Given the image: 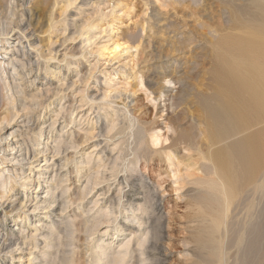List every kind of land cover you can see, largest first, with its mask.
<instances>
[{
  "label": "bare ground",
  "instance_id": "bare-ground-1",
  "mask_svg": "<svg viewBox=\"0 0 264 264\" xmlns=\"http://www.w3.org/2000/svg\"><path fill=\"white\" fill-rule=\"evenodd\" d=\"M21 1H23L21 7H24V3H26L25 1L27 0ZM193 1L195 6L197 5L201 8H199L200 10L206 12L202 0ZM203 1L206 2L207 0ZM224 1V7L220 5L222 7L221 11L218 10L220 8L215 9L220 11L222 19L221 26L217 27L215 30L211 29L209 31V35L211 36L205 37L206 42L201 38L203 42L211 47L210 53L209 51L206 52L207 56L200 54L201 57L203 56L204 61L212 65L208 73L209 76L207 74L203 76L206 77L207 75L209 77H207L209 80L205 78L209 83L207 82L208 85L205 84L204 86L207 85L206 87L210 92H208V90L207 93H205V90V92L199 89L194 90L195 86L193 88L195 92H193L191 88L195 95L193 97L198 101V109L202 114L200 116L201 119L194 117L196 115H184L183 118L180 117L185 110L182 109V112L179 110L180 101L182 102L184 100L183 95L186 94L184 93V87H191V80L194 77L190 75H193V72H188L191 70L183 72L185 75L188 74V76H191L189 77L191 80L188 82V76L184 78V74L182 73L183 69L180 66H175L176 68H169L166 66V71H164L166 73L164 77L161 76L163 80L168 78L174 80L180 90L178 91L176 86V90H172L173 88L167 89L162 86L161 96L157 97V100L164 97L162 104L158 101L156 107L159 108L162 106V110H166L167 119L165 118V126L172 136L169 137V134L164 132L162 134L163 128L156 125L158 122H156L155 118L160 117L161 113L154 119L149 115L150 120H147L148 113L146 118L144 117L145 119L140 117L139 119L136 118V116L134 117V114H131L126 104L124 108L117 110V114L124 112V116L129 120L131 126L135 125L136 122L141 125V127L139 126L141 129V140L137 148L138 150L140 149L141 151L145 146L151 151L155 150L154 147H160L159 150H156L160 152L165 151L166 155H164L168 157H165L166 159H177L179 160L178 165H183L184 161L188 162L186 167H195L194 169L196 171L205 174V176L201 174L205 178H197V180L195 179L194 181L196 182L195 186H197V183H200L208 187V192H198L199 194L202 193L200 197L201 203L199 204L204 205L202 207V209H204L202 210L200 206L199 209L201 210L199 211H201V214L204 211L211 217L213 229L224 228V231L229 233V229L233 227L236 211L245 209L247 213H251V211L259 205L257 201L261 200L259 197L264 193V0H251L249 2L254 9L253 11L260 15V17L258 16L259 18H255V15H249L251 12H249L250 10L248 11L244 5L247 11L243 10L244 8L241 6L243 3L239 5L234 3L236 2L235 0L233 3L228 0ZM237 1H244V4L248 6V3L245 2L249 0ZM14 2L18 3L19 0H14ZM47 4L48 10L52 11L50 3ZM190 4L193 5V3ZM249 7L251 6L249 5ZM214 8L216 7L214 6ZM199 9H197L198 12ZM197 10L195 8V11ZM18 12L20 13V11ZM160 13L164 16L163 12ZM198 14L199 13H197V15ZM8 15L15 16L14 9L12 10L11 8L8 11ZM25 15L28 18L27 21L23 19L21 23L18 22L20 24L19 27H16L20 33L11 34L12 25L14 24V20L12 19L9 22L0 24V261H2V259L5 261L6 259H10L11 262L9 264H164L169 256V248L165 241L166 238H169V235L167 236V231L170 227H168L166 220H168L169 223L171 220L170 213L172 212L169 211V213H167L168 218H166L167 216L162 212V200H164L163 197L165 198V196L164 194L160 196L161 192L159 189L162 187L161 184L163 179H161V184L154 183L156 184L154 186L152 181L147 180L144 175L139 174L138 171H141L139 170V162L142 158L140 153L142 154V152L138 153V151L136 154L133 153L134 160H130L125 159L124 152L122 153V150H120V154L116 157L105 154L104 157L98 158L93 165H91L93 155H87L89 157H87L86 160H76V152H74L72 156H68V159L59 160L57 162L56 160L53 161L50 156L54 158V156H52L54 153L64 154V152H73L70 151V149L76 150L82 145L81 143L88 139L89 135L86 132V134L80 135V132L76 136L74 133L69 132L70 134H67L66 137V133H62L63 129H60L57 133L60 132L62 135H60L59 139L57 138L58 140L56 141L53 138V134L55 132V124L59 120L52 121V124L48 125L47 128L45 127L46 124L40 122L39 119L30 120L27 118L22 122L23 124L17 125L18 118H21V115L26 113L28 108H30L26 102V98L29 97L27 89H34L36 86L38 73L42 67V58L47 56L53 60L56 59L57 56H54L58 53V51H56L54 56H52L51 52H49V55H45L43 47L35 46V43L30 39L34 37V40H36L38 38L33 32L28 33L26 31L27 28L29 29L33 25L32 21L34 14L30 11L29 13H25ZM156 15L158 18L159 13ZM203 15H207L206 18L212 20V16L207 13ZM154 20L157 22L159 19L157 20L155 18ZM168 20L169 19H167V22ZM163 22L162 24L165 23ZM232 24H235L236 28L242 30V34H231L229 30ZM155 25L157 26L156 23ZM159 26L160 25H158V27ZM219 30L222 31L223 34L217 36ZM209 37L211 38L209 39ZM178 38L176 40H178ZM212 38H214V41H212ZM24 39H26V42H24ZM67 39L68 37H65V42ZM182 41L183 42L179 41L181 43V48L178 47V49H175L176 54L172 53L166 55V51H168L170 46L166 48L167 50L163 48L166 50L165 61H170V59L175 61L178 60L179 55L182 54L181 51L183 49L186 50L185 48H191V44H194V39H192V37L190 40L188 39L187 42H184V40ZM172 42H174V40ZM24 43H26V45H24ZM170 43L171 42H169L168 45ZM163 45L165 44H162V46ZM194 45L196 46V44ZM151 46H153V44ZM166 46L167 45H165V47ZM28 48L31 50L34 49L37 53H32ZM206 48L204 51L207 50ZM158 51L159 50H157V52ZM34 55L37 56L36 59L33 58ZM67 56L68 54H65L64 57ZM190 57H188V59ZM193 57L194 56L191 57L192 62L189 64L195 67L196 64H191L194 61ZM194 58L197 59L196 57ZM148 59H150V57H147V61ZM142 61L144 60L142 59ZM199 61L197 64L200 63ZM204 61H202V63ZM194 62L196 63V60ZM200 64L198 65L199 69L202 68V66L201 68L199 67ZM204 67L206 66H203V68ZM58 68L59 67L56 68L57 71H59ZM189 68L190 67L187 69ZM142 71L143 70H141V72ZM200 71L203 72L202 70ZM143 72L141 73L142 75ZM196 74L194 75L196 76ZM199 74H197V76ZM202 74L203 73H201V75ZM157 76L160 80V76ZM146 77H148V75ZM158 77L152 78L154 80ZM46 79H48V87L55 83L52 78L48 77ZM162 79L161 81L163 82ZM161 81H159V83ZM192 81L194 82L195 79ZM195 82L197 83L198 80ZM42 84L44 85V83ZM24 86H27V91H24L22 88ZM46 91L50 92L51 90L47 88ZM190 98H192V95ZM155 99L153 101H155ZM185 100L189 102V99H186V97ZM158 105L160 106L158 107ZM160 109L161 107L158 111H160ZM152 113L154 114V112ZM3 114L4 116L1 118ZM23 116L24 115H22V117ZM178 116L180 118H178ZM106 118H108V115ZM114 119L117 120L116 116ZM114 119L109 122V132L114 130L116 126V121ZM117 122H120V120L118 119ZM15 126L19 128V130L14 128ZM46 131H48L46 138L44 140L41 138V141H46L45 144L31 137V134L35 132L42 137ZM50 141H56V146H51L53 143L51 144ZM168 142L169 144H167ZM216 146L218 147L215 148ZM189 150L200 153L201 156L198 154L200 158L203 157L207 161H211L210 163L212 164H208L209 166H197L198 163L196 161L193 162L194 159L190 161V155L188 156L185 153V151ZM133 151L135 152V150ZM160 158L163 159V155ZM55 165L58 168L55 167ZM51 167H55L57 171H54L52 176H47ZM150 167H154V165ZM65 170L67 171L64 172ZM211 175H216V179L211 178ZM18 186L26 192L24 195L20 192L21 190H16ZM113 187L114 189H112ZM205 190L207 189L205 188ZM41 191H43V193L45 192L46 195H44V197L39 196ZM162 191H164V189ZM96 193H98V195ZM94 196L98 198L91 201ZM195 198L197 197L195 196ZM200 201L198 200V202ZM91 203L94 205L93 208L88 207ZM100 203L101 208H106L104 209L106 211L102 214L99 213V211L92 215V210ZM258 208L261 209L260 207ZM263 208L264 207H262V209ZM261 211L263 214V210ZM40 212L46 215L49 222L45 224L40 223L44 222V219H42V217L40 218ZM206 217L207 216L204 218ZM257 218L259 220L257 219L255 222L258 221L260 224H255L253 221L251 225L257 230L254 229L256 238L260 241V237L264 234H262L264 224L262 225L260 219L263 221L264 216H257ZM35 219H39L37 225L34 224V222L32 223ZM8 221L14 223V225H20V233H25L30 230L29 228L31 227L35 234L28 232V236H26V234L24 236H18V233L15 235L16 229L14 230L12 227L7 228L6 223ZM153 223L158 224V234L156 235L153 232L155 227ZM39 224L49 228L51 232L44 233L40 231L41 226L39 227ZM111 227H114L117 233L112 234L108 232V229ZM102 231L103 236L112 235V240L118 233L124 235L126 231L130 232L131 238L124 243L122 242L120 250L117 252L113 251V243H106L103 241L97 246L100 252H95L94 255L96 257L93 258L92 250L94 245L92 244L94 242V236ZM230 233H232L231 230ZM153 234L155 236H152ZM232 235L227 234L229 237ZM39 237H42L44 240V247H42V249H40V244L42 245V242L38 240ZM205 238H207V236ZM255 245L257 247V244ZM257 248L253 247V251L251 250L254 255H258L260 252L259 250L257 251ZM225 253L222 247H220L218 254L215 253L218 264L225 263ZM244 260L247 261L246 259ZM3 264L7 263L3 262ZM248 264H250V261H248Z\"/></svg>",
  "mask_w": 264,
  "mask_h": 264
},
{
  "label": "rangeland",
  "instance_id": "rangeland-1",
  "mask_svg": "<svg viewBox=\"0 0 264 264\" xmlns=\"http://www.w3.org/2000/svg\"><path fill=\"white\" fill-rule=\"evenodd\" d=\"M223 1L224 0H207L206 2H204L202 0L205 6V10H206V12H204L200 10L201 9L200 7H198L197 5L195 6V3L193 0L191 1L190 0H155V1L154 0H50V1L49 0H27L25 1L26 3H24V7H21L23 3V1L21 0H19L18 3H15L14 0H0V19L5 18V19L0 20L1 21L0 24L9 22L11 19L15 21V22L13 21L14 24L12 25L11 34L20 33L18 28L16 27H19L20 25L19 23H21L23 19L27 21L28 18L25 15V13L27 12L29 13L30 11H32V13L34 14L33 21H32L33 25L31 26V28L29 29L27 28L26 31L28 33L33 32V34L38 39L34 40V37H33V39H30V40L33 43H35V46L43 47L45 55H49V52H51L52 56H54L56 51H58V53L54 56V57L57 56L56 59L52 60L50 59V57H47V56H46L47 58L46 57L42 58L41 60L42 67L40 68L39 73H38V80L35 84L36 86L34 89H27L28 90L27 93L29 97L26 98L27 100L26 102H27L28 107L30 108H28L26 113L22 114L24 115L23 117L21 115V118H18L17 125L23 124L22 122H24L25 119L29 118L30 120L39 119L40 122L46 124L45 127L47 128L48 125L52 124V121L59 120L57 121L54 127L55 132L53 134V138L56 141L59 139L62 133H66V137H67V134H70V133H74L77 136V134H79L80 132H81L80 135H83L86 133L89 135L88 139L85 142L81 143L82 145H80L76 150L70 149V151H73V152H68L69 155L68 153L64 152V154L54 153V155H52L54 156V158L50 156V158H52L53 161L56 160L57 162L59 160L68 159L69 158L68 156H72L74 152H76V155H75L76 160H86L87 157L93 155L91 165H93L98 160V158L104 157L105 154L116 157L118 154H120V150H122V153L124 152L123 154L125 156V159H130V160H134L133 155L136 154L138 151H139L138 153L142 152V154L140 153V155H142V158L139 162V170L141 171H138V172L139 174L144 175L145 178H147V180L152 181L154 186L157 183L161 184L160 183L162 182L161 179H163V182L165 180V182L164 183L162 182L161 184L163 188L161 187L159 189L161 192V193L159 192L161 194L160 196H162L163 194L165 196V198L163 197L164 200H162L163 202L162 212L166 216L168 215L167 213H169V211L172 212L170 213L171 220L169 221V223H168V220H166L168 227H170L168 231L166 230L167 236L169 235V238H166V241H165L169 248L168 249L169 256L164 264H218L216 254L219 253L220 247L224 248V253L226 252L225 253L226 254L225 255L226 264H248V261H250V264H264V243H263L264 242V234H263L264 229L262 231L263 235L262 237H260V241H259V239L256 238V233H255L256 229L255 227H253V225H251L253 221L255 224L256 223L260 224L258 221L255 222V220L258 219L257 216L258 217H260L261 215L264 216V213L262 214V211H261L263 210L264 212V208L262 209V207H264V193L262 194L263 196L261 195L263 199L261 196L259 197V199L261 198L262 202L261 200L257 201V204L259 205L255 209L252 210L253 212L251 211V213H247L245 209H239L236 211L235 219L233 221V227L229 229V233L224 231V228L213 229L212 224H211V219H210L211 217L208 216L207 213H205L204 211L202 214H201V211H199L204 206L203 204H199L201 203L200 201L201 194L203 192L204 193L208 192V187L205 186L204 184L203 186L200 183H197V186H198L197 187L195 186L196 182H194L195 179L197 180V178L198 179L205 178L203 177L205 176V174H203L202 172L196 171L194 169L195 167L194 168L186 167L188 162L184 161L185 164L183 163L184 165L183 166L182 164L178 165L179 160L177 159L176 160L166 159L168 157L165 156L166 155L165 151H163L164 153L157 151L159 150L160 147H157V148L154 147L155 150L153 151L149 150L146 146L142 148L143 151L142 150L140 151V149L138 150L137 148L139 147V142L141 140L140 138L141 125L138 122L136 123L134 122L135 125L131 126L129 123V120L124 116L125 114L124 112L119 113L120 116L119 114H117V110L124 108L126 104H127V108L131 111V114L132 115L134 114L133 116L134 117L136 116V118H139V117L146 118V115L148 113L147 120L148 119L150 120L149 115H151V118L154 119L155 117L159 116V114L161 113L160 115L162 117L160 116L158 118H155L156 122H158L156 125L163 128V131L161 132L162 134L164 132V133H168L169 137L172 136L171 133L168 132L165 126V122L167 119L166 110L163 111L162 106H160L163 102L162 100L164 99V97L160 100H157V97L161 96L160 93L162 92L163 87L167 89L173 88L172 90H176V88H178V91L180 90L178 85L175 84L174 80H171L170 78L166 80L162 79L164 77V74L166 73L164 72L166 71L165 68L167 67L176 68L175 66L177 67L180 66L183 69L182 73L188 70H191L188 72H193L194 74L200 73L199 74L200 78H199V75L197 76V74L196 76L194 74L193 75L190 74L192 77L193 76L195 77V78L193 77L195 81L198 80L197 83L194 81L195 84L192 81L194 79L192 78L191 80L189 78L191 77L190 75L188 76V74L185 75L183 73L184 78L185 76L186 78L188 76L187 78L188 82L189 80H191L192 86L184 87L185 88L184 93H186L185 94L186 96L183 95L184 100L182 102L180 101L179 110L180 111L182 109L183 110L185 109V110L183 111V115H180V117L183 118L184 115H187V116L196 115L194 117L201 119L200 116L202 114L200 110L198 109L199 106H198V101H196L197 99L195 100V98L193 97L195 96L193 92H195L194 90H197V89H199L200 91L205 90L206 91V92L204 91L205 93H207V90L208 92H210V90L206 87L209 81H206V80H209L208 73L212 65L204 61L203 56H205L206 52L208 51L210 53L211 47L210 45H207L205 43L206 42L205 37L211 36L209 35V31L211 29L215 30L217 27L221 26L222 19H221L220 11H221V8L224 7L225 5V1L224 2ZM228 1H230L231 3L234 2V0H228ZM235 1L236 2L234 3L239 4V5L243 3L241 5L243 8L245 6V8H247L248 11L250 10L249 12L255 13V14L250 13L249 15H255L254 16L255 18L260 17V15H258L255 11H253L254 9L251 3L249 4L251 0H249L248 2H245V3H248V6L247 4H244V1L242 2L237 1V0ZM47 3H50V6H52V9H51L52 11L48 10ZM190 3H193V5ZM249 5L252 8L249 7ZM214 6L216 8H214ZM194 7L196 8V10L200 8L199 12L198 10L195 11ZM11 8L12 10L14 9L15 16L8 15V11ZM217 8H220L218 9L220 11L215 10ZM245 8L243 10H245ZM17 10L20 11V13ZM157 12L159 13L158 18L156 15L158 14ZM160 12H163L164 16ZM197 13L199 14L197 15ZM205 13L212 16V20L210 18H206L207 15L206 16L203 15ZM153 18L154 19L156 18L157 20L159 19L160 21L158 20L159 22L158 21L156 22V20H154ZM165 18L169 19L168 22H167V19ZM161 21L162 22L164 21L165 23L167 22L168 25L166 24L167 25L166 26L164 22H163L164 24H162ZM155 23L157 24V26L155 25ZM158 25L160 26L158 27ZM229 32L233 35L242 34V30H240L239 28H236L235 24H232ZM154 33L156 36L154 35ZM222 34L223 32L220 30L217 32V36H220ZM65 37H68L66 42H65ZM148 37L149 38L151 37L152 39L151 38L149 39ZM191 37L192 39H194L193 43L196 44V46L194 44H191L190 46L191 48L189 49L185 48L186 50L183 49L181 51L182 54L179 55V59L176 61L173 59H170V61H165V58H166L165 51L167 50L166 48H169L170 46L169 48L170 50L168 49V51H166L167 52L166 55H169L172 53L176 54L175 49L176 48L178 49V47L181 48L180 47L181 43L179 41L183 42L182 40H184V42L185 41L187 42L188 39L189 40L191 39ZM177 38L179 41L176 40ZM201 38L205 42H203ZM210 38L211 37H209V39ZM148 39L150 40V42ZM154 39L155 41L153 42ZM213 39L214 38H212V41H214ZM173 40L174 42H172ZM24 42H26V39H24ZM169 42L171 43L168 45ZM151 43L153 44V46H151L152 45ZM162 44H165L167 46L165 47V45H163L164 46L163 47ZM24 45H26V43H24ZM208 46L210 47V50ZM163 48H165L166 50ZM205 48L207 49L206 51H204ZM50 49L51 50L54 49L55 51L54 50L51 51ZM28 50H31V49L28 48ZM157 50L159 51L157 52ZM31 51L32 53L34 52L37 53L36 51H34V49H32ZM203 51L205 52V54ZM65 54L66 55L68 54V56L64 57ZM200 54H202L203 56L201 57ZM190 56L191 57L194 56L197 58L195 59L193 57V60L194 61L196 60V63L194 61L193 63H191L192 65L196 64L197 66L196 65L195 67L190 66L189 63L192 62V58ZM147 57L148 58L150 57L148 61H147ZM188 57H190L191 59L190 58L188 59ZM33 58L36 59L37 56L34 55ZM162 58L164 61L162 60ZM142 59L144 61H142ZM154 61L155 62L158 61L156 62L157 64ZM198 61L200 63H202V61L204 62L202 64L200 63L197 64ZM199 64H200L199 66L200 68L202 66L201 69L198 68ZM203 66H206L204 67L206 69H204ZM57 67H59L58 68L59 71H57L56 69ZM188 67L190 68L187 69ZM44 68L46 71L44 70ZM154 68L156 69V71ZM162 69H165V70H162ZM141 70L144 71V72L142 71L143 75L141 74L142 73ZM200 70H202L203 72H201ZM204 71H206L207 73ZM201 73L203 74L201 75ZM205 74H207L208 76L206 75V77H203ZM147 75L148 77H146ZM157 75L160 76V80ZM161 76L163 77L161 78ZM48 77L54 79V82H55L53 85L50 86L51 88L48 87L47 85L48 79L46 78ZM152 77L153 78L158 77L156 78L157 81L156 79L153 80ZM161 79L163 80V82L161 81ZM159 81L161 82L159 83ZM42 83H44V85L46 86H44ZM205 84L207 85L204 86ZM194 86H195V89L193 90ZM22 88L25 91L27 86H24ZM47 88H49V90L51 91L47 92L46 91ZM191 95H192V98H190ZM32 96H35V97H32ZM185 97L186 99L187 98L189 99V102L190 101L191 102L189 103L187 100H185ZM154 99L155 101H153ZM158 101L161 103L160 105H158V107L159 106L161 107L160 111H158L160 107L159 108L156 107L158 104ZM152 112H154V114ZM187 112H190V113H187ZM142 114L143 115L145 114V115L143 116ZM107 115H108V118H106ZM3 116L4 114L1 115V118ZM115 116L117 120L114 119ZM180 117L178 116V118ZM113 119L116 121V126L114 130L109 132L108 131L110 129L108 128L109 122H111ZM118 119L120 120V122H117ZM14 128H17V127L15 126ZM60 129L61 130L63 129L62 133L60 132L57 133V131ZM17 130H19V128H17ZM47 134H48V131H46V133L41 137L40 134H37V132H35L31 134V137H34V139H38L41 141V138H43L44 140ZM43 140L41 142L45 144L46 141H43ZM56 141L54 142L50 141L51 144L53 143L52 145L51 144L50 145L56 146L55 144ZM167 144H169V142ZM217 147L218 146H216L215 148ZM133 150H135V152ZM185 153L188 156L190 155L191 157L190 161L194 159L193 162L196 161L198 163L197 166L198 165L209 166L210 164H212L210 163L211 161H207L203 157L200 158L199 156H201V154L198 152L195 153V151L189 150V151H185ZM161 154L163 155V159L160 158L162 157ZM198 154L200 155L198 156ZM151 165H154V167H150ZM55 167L57 166L55 165ZM54 168L51 167L49 169V174L47 176H52L54 174V171H57V169L56 168L54 169ZM66 171L67 170H65L64 172ZM168 174L171 176H169ZM215 176L216 175H211L210 177L216 179ZM192 181L194 182V184ZM205 188L207 190H205ZM112 189H114V187ZM161 189L162 190L164 189V191H162ZM16 190L18 191L21 190L20 192H22L23 195L26 193L19 186ZM198 192H202V193L199 194ZM196 193H198L199 195ZM96 194L98 195V193ZM44 195L46 194L45 192L43 193V191L39 193L40 197H44ZM194 195L197 198H195ZM96 198L98 197L94 196L91 201L96 200ZM198 200L200 202H198ZM200 206H201V209H199ZM88 207L93 208L94 205L91 203L88 205ZM258 207H260L261 209H259ZM104 209L106 208H101V203H100L96 208L92 210L91 214L94 215L99 211H100L99 213L102 214L106 211ZM41 213L43 212H40L39 215H41L40 218L42 217V219H44V222H40V223L45 224L49 222V219L46 217V215L41 214ZM203 216L204 217L207 216V217L204 218ZM166 218H168V216ZM38 221L39 219L38 220L35 219V221L33 220L32 223L34 222V224L37 225ZM260 222L262 223V225L264 224V220L262 221L260 219ZM6 224H7V228L12 227V229L14 230L16 229L15 235L18 233L17 234L18 236L19 235L24 236L25 234L26 236H28V232H32L33 234H35V232L32 231L31 227L29 228L30 230L26 231L25 233H20L21 232L19 230L20 225L19 226L14 225V223L9 222V221ZM41 224H39V227L41 226ZM153 226H155L153 232L156 235L158 234L157 232L158 224L153 223ZM41 227H40V231L44 233H49V231L51 232L49 228L45 226H41ZM108 230H109L108 232L112 234L117 233L114 227H111ZM230 230L232 231V233H230ZM103 231L97 234L96 236H94V242L92 244L94 245L93 246L94 248L92 250L93 258L96 257L94 255L95 252H98V251L100 252V249H98L97 246L101 244L103 241L106 243L107 242L113 243L112 244L113 251L117 252L118 250H120L121 243L122 242L124 243L128 241L129 238H131L130 232L126 231L124 235L122 233H118V235H116L115 238L112 240L111 238L112 235L103 236ZM234 231L235 232L237 231V232L235 233ZM154 234L152 236H155ZM227 234L228 235L233 234V235L229 237L227 236ZM206 236L207 238H205ZM241 237H242V240H241ZM39 238L38 240L42 242V245L40 244V247H41L40 249H42V247H44V244H43L44 240L42 237H39ZM254 243L257 244V247L259 245L258 247L259 249L256 247ZM251 247L252 248L255 247L257 248V251L258 250L260 251L258 255L257 254L254 255L252 253L253 249ZM249 251L251 252L247 253ZM212 254H215V255H212ZM244 259L246 260L249 259V260L245 261ZM3 262L4 263L6 262L7 264H9L11 261L10 259H6V261L2 259V261H0V264H3Z\"/></svg>",
  "mask_w": 264,
  "mask_h": 264
}]
</instances>
